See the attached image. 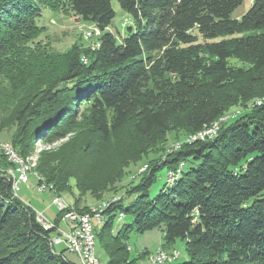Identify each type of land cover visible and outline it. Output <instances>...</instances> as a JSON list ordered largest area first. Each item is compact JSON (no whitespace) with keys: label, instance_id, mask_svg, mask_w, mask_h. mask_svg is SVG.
I'll return each mask as SVG.
<instances>
[{"label":"trees","instance_id":"16d2710c","mask_svg":"<svg viewBox=\"0 0 264 264\" xmlns=\"http://www.w3.org/2000/svg\"><path fill=\"white\" fill-rule=\"evenodd\" d=\"M116 2L131 22L119 38L107 31L110 0H0V135L11 131L7 144L25 158L36 143L76 133L67 153L41 154L37 182L58 195L71 192L73 180L79 197L100 200L170 133L219 127L239 108L213 138L150 162L125 193L133 202L126 210L122 200L111 202L94 235L106 264H137L121 239L153 228L164 250L184 242L189 259L173 264H264V0L239 18L232 13L243 0ZM43 8L94 25V48L50 51L36 24ZM54 60L60 65L52 70ZM182 162L178 180L150 200L158 172ZM12 167L0 150V264H66L50 245L54 231L13 195L4 174ZM69 208L90 211L80 198ZM118 213L133 221L114 236Z\"/></svg>","mask_w":264,"mask_h":264},{"label":"rangeland","instance_id":"374dc122","mask_svg":"<svg viewBox=\"0 0 264 264\" xmlns=\"http://www.w3.org/2000/svg\"><path fill=\"white\" fill-rule=\"evenodd\" d=\"M252 2L253 0H243L242 4L238 6L232 13V17H241L250 8ZM110 3L112 9L115 12V17L111 21L110 26L107 28V31L112 33L116 38H119L120 36H124L125 27L131 24L130 17L121 10L116 0H110ZM36 24L38 25V27L44 28V33L40 37L42 42L48 44L47 46L50 51H54L60 54L65 53L67 50H69L73 43H77V45L81 48L89 47L92 43L95 42V38L99 36V32L94 25L78 21L73 18V16L62 15L61 13H53L47 8H43L41 10V16L36 20ZM86 32H91L94 36H92V38H89L85 35ZM58 62L59 61L56 60L51 62L53 65L52 70L55 69V65L59 67L60 62ZM228 62L232 65H241V62L235 59H228ZM240 112L241 109L232 108L230 112L226 114L225 118L223 119V123L235 118L240 114ZM78 120H80V118H78ZM10 134L11 131L8 130L2 132V134L0 135V145L3 143H9ZM76 135V133H70L65 139L59 141H52L49 143H36L32 150L27 154V157L21 158L24 159L25 164L27 162L26 165L29 171L27 173V183L18 185L15 196L27 206L31 207L36 215L42 216L43 219L50 223L54 222L58 214L57 207L52 203L53 199L57 197L65 206H72L73 201L76 198H80V205L88 207V210L91 207L97 206L103 202H111L112 200H115V198H120L118 201L122 200V209L126 210L128 206L133 202L135 196L134 194L126 196L125 193L128 192V190L132 188V186H134V184L138 181L139 175L143 172V170H145L147 165L150 162L159 160V158L162 159L165 154L173 151L172 147H175L177 144H181V142H185V140L188 138V135H185L180 131L170 133L163 145H161L156 150L150 151L142 161L138 162L135 165H131L125 171H123V175L121 176V178L115 181L110 187H108V189H105L104 192H102L100 200H95V198L89 192L79 197V194L73 187V180L70 181V185L72 186L71 192H60L58 193V195L48 189L44 192H39L38 188L40 187V185L38 186L37 178L35 176V167L39 157L42 153H53L58 151L59 149L64 148L65 150L63 152L67 153L69 145L67 147L65 146L70 141L69 139H71L70 143H72V139L75 138ZM80 136L81 135H78L77 138H79ZM162 148H164V152L161 153V151L163 150ZM99 165H101V163H99L97 166ZM180 165L176 170H173V173L175 172L177 175L174 182H176L181 175V173H177L179 168H181L180 172H182V169L184 168V164H182L181 167ZM84 166L85 164L83 165V167ZM142 168L144 169L142 170ZM101 169L103 170L104 167H102ZM166 176L167 171L165 169H161L158 172L157 181L153 184L148 194V198L150 200L157 197L161 193V191H163V189L167 187V184L171 185V182L169 181L168 183L167 181L168 176L167 178ZM118 216L119 213L116 215L111 226V234L114 236H117L119 231L123 230L126 225L131 224V222L133 221V215L131 214H126L122 219L118 218ZM105 223L95 225V229L97 231H100ZM57 227L59 231L67 232L65 222L59 220ZM94 234L95 232H93V235ZM52 235L58 236V233L54 231L52 232ZM60 237L63 239L62 235H60ZM94 240L96 257L101 264H106L108 262V256L105 250L102 248L97 235H94ZM121 242L129 247L128 255L131 260H135L137 264H150L148 262V256L150 254H153L163 243L162 232L159 228H153L142 233L130 231L127 233L125 238L122 237ZM54 248L56 253L62 252V256L66 260V264H79V260L75 254L69 252V250H64L66 249L65 244L61 243L59 245H55ZM172 248L175 249L179 255V258L176 261L177 263H184L188 261L189 258L184 242L177 240Z\"/></svg>","mask_w":264,"mask_h":264},{"label":"built area","instance_id":"2783aa9c","mask_svg":"<svg viewBox=\"0 0 264 264\" xmlns=\"http://www.w3.org/2000/svg\"><path fill=\"white\" fill-rule=\"evenodd\" d=\"M94 36L90 32V38ZM89 48H94V44L92 43ZM83 61V60H82ZM223 124V120L221 121ZM220 124V126H221ZM220 127L213 129V131H209L205 137H202L200 140H187V142H181L180 145L183 144H191L195 141H206L213 136H215L217 130ZM2 154L6 157V159L12 164L13 168L6 170L4 174L9 181H11V188L13 195L15 196V192L18 189V185L27 183V171L24 166H20L16 154H12L11 150H7L5 147L0 148ZM173 151H176V147H173ZM182 164H184L182 162ZM180 165V167L182 166ZM173 170L167 172V176L171 175ZM166 176V178H167ZM38 183V182H37ZM39 186V183H38ZM39 192H44L45 190H41L38 188ZM52 203L57 207L58 214H60V220L66 223L67 232L59 231L57 225L50 223L43 219L42 216L36 215L37 222L41 225L44 231H56L58 236L52 235L50 236V245L52 248L55 245L65 244L66 249L69 252L75 254L78 258V255H85L86 260H97L96 254L92 248L93 241V232L95 230V225H97L99 220L100 210L87 211L83 214H67L62 205H58L53 199ZM118 218L122 219V217L118 216ZM62 235L63 239L60 237ZM55 249V248H54ZM129 249V247H128ZM169 256H176V250L166 251L160 246L153 254L148 256V262L150 264H169Z\"/></svg>","mask_w":264,"mask_h":264},{"label":"bare ground","instance_id":"6f19581e","mask_svg":"<svg viewBox=\"0 0 264 264\" xmlns=\"http://www.w3.org/2000/svg\"><path fill=\"white\" fill-rule=\"evenodd\" d=\"M123 25H124V24H123ZM85 35H86L87 37L90 38V32H86ZM84 62H85V61H84ZM225 116H226V115H225ZM225 116L222 117V118L219 120V122H221V121L225 118ZM225 120H226V119H225ZM223 122H224V121H223ZM217 127H218V124H215V125H213V126H210V127L206 128V129L202 130L201 132L195 134V135L189 136V137L185 140V142H187V140H197V139H201L202 137H205V136L208 134L209 131H213V129H215V128H217ZM217 131H218V130H217ZM173 145H174V144H173ZM2 147H5L7 150H11L12 154H16V152L14 151V149H13L9 144H7V143H3V144H1V145H0V148H2ZM175 147H176V150H179L180 147H181V145H180V144H177ZM172 148H173V147H172ZM172 152H173V151H172ZM170 153H171V152H170ZM16 157H17V160H18L20 166H24V167L26 168V171L28 172L29 169L27 168V165H26L27 162H26V164H25L24 159H21L17 154H16ZM28 167H29V166H28ZM143 169H144V168H142V170H143ZM176 169H177V168H176ZM180 169H181V168H179V170L177 171V173H181V172H180ZM176 176H177V175H176L175 172H174V173H171V175L168 176V180H167L168 183H169V181H170L171 183H172L173 181H175V180H176ZM39 188H40L41 190H47V189H50V187H48V186H46V185H43V184L40 185ZM119 199H120V198H119ZM119 199H118V198H117V199L115 198V200H112L111 202L118 201ZM54 200H55V202H56L58 205H62V206H63V208H64V210H65V212H66L67 214H79V213H77V212L71 210V209L69 208V206H65V205L61 202V200H60L58 197H57V198H54ZM111 202H110V201H109V202H103V203H101V204H99V205H97V206H94V207H91V208H90V211L101 209V210H100V213H99V220H98V223H97V224H103V222H104L103 211H104V209H105V208H106ZM119 216L123 218L122 214H120ZM94 242H95V240H94V235H93L92 248H93L94 253H95ZM177 255H178V253H177ZM177 259H178V258H177L176 256H169V264H171V263H173V262H176ZM78 260H79V264H100L98 258H97V260H86V256H85V255H78Z\"/></svg>","mask_w":264,"mask_h":264},{"label":"crops","instance_id":"0c3cea01","mask_svg":"<svg viewBox=\"0 0 264 264\" xmlns=\"http://www.w3.org/2000/svg\"><path fill=\"white\" fill-rule=\"evenodd\" d=\"M137 263V262H136Z\"/></svg>","mask_w":264,"mask_h":264}]
</instances>
